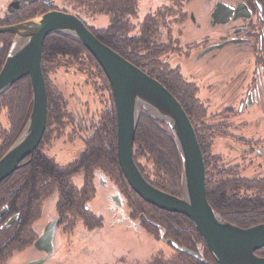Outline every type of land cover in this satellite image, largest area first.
I'll list each match as a JSON object with an SVG mask.
<instances>
[{
	"label": "flooded vegetation",
	"instance_id": "obj_1",
	"mask_svg": "<svg viewBox=\"0 0 264 264\" xmlns=\"http://www.w3.org/2000/svg\"><path fill=\"white\" fill-rule=\"evenodd\" d=\"M162 1L166 3L158 4L143 20L138 13V23L128 33L125 25L117 32L108 23L105 41L184 98L204 157L209 203L233 222L232 208L245 207L232 203L254 202L260 194L255 184L264 180L262 170L253 167L259 154H264L258 145L264 143V0ZM49 9L40 0H12L6 9L0 8V72L16 38V33L3 29ZM87 26L96 34L94 27ZM150 34V41L144 43ZM54 36L70 39V48L54 54L43 45L45 129L36 147L0 181V264L46 257L40 264H48L75 242L110 234L113 225L145 228L164 241L173 239L206 255L207 247L200 244L203 239L190 223L185 231H176L157 217L179 212L146 201L132 188L119 160L117 105L109 78L96 87L94 67H78L83 59L78 55L80 44L86 46L61 32L46 39ZM83 54L95 58L88 49ZM58 57L75 64L77 70L58 72L64 67L54 65ZM51 73L57 76L55 87ZM186 94L195 102L186 101L191 99ZM3 107L9 125L0 127V159L29 126L34 109L30 75L0 95V110ZM143 112H147L144 107L140 117ZM157 124L172 131L162 120ZM136 149L134 139V159L144 177L166 192L182 195L181 187L174 192L169 184L151 178L139 160L146 155ZM221 195L232 203L220 200Z\"/></svg>",
	"mask_w": 264,
	"mask_h": 264
},
{
	"label": "water",
	"instance_id": "obj_2",
	"mask_svg": "<svg viewBox=\"0 0 264 264\" xmlns=\"http://www.w3.org/2000/svg\"><path fill=\"white\" fill-rule=\"evenodd\" d=\"M3 30L16 33V38L0 72V95L18 79L30 75L34 109L27 129L0 159V181L17 168L19 161L42 137L47 121V88L41 65L43 45L49 34L66 33L79 38L101 64L112 84L117 105L119 160L132 188L160 208L187 215L217 264H264V256L256 253L264 247V222L249 227L236 225L209 203L205 162L197 133L181 102L163 83L101 41L84 20L72 12L49 9ZM143 107L172 130L181 157V196L150 183L135 162L134 139ZM165 241L212 264L202 253L199 255L173 239L165 238ZM46 259L48 257L25 264H40Z\"/></svg>",
	"mask_w": 264,
	"mask_h": 264
},
{
	"label": "trees",
	"instance_id": "obj_3",
	"mask_svg": "<svg viewBox=\"0 0 264 264\" xmlns=\"http://www.w3.org/2000/svg\"><path fill=\"white\" fill-rule=\"evenodd\" d=\"M139 1L140 0H63V8L67 11L70 10L81 18L82 15L95 17L98 14H107L109 16V26L114 28L117 27L115 31L118 32L119 27L125 25V32L128 33L131 30V27L134 25V23L131 22L130 18L138 16ZM41 3L43 4V7L45 9L49 7V5H47L46 3ZM106 31V28H102L99 30V33L96 32L95 34L104 43H106ZM148 37L151 38V34L146 35V37L144 38L146 42L144 43L150 41ZM69 40L70 39L62 36H54L51 38L48 37L44 45L47 44L46 49H48L50 52L52 51V53L54 54L65 53L70 48L68 44ZM85 49L87 50L86 47L80 44L78 52V55L80 57L81 55H84L83 53L85 52ZM91 58L99 68L98 70L102 74L105 73L104 69L97 61V59L93 58L92 56ZM175 96L177 97V95ZM186 96L191 97L190 100H186L187 98L185 97L186 101L193 103L195 102L192 95L186 94ZM179 98L181 100L184 99L182 97ZM179 98L178 100L180 101ZM180 102H182V105L185 109V102L183 100ZM194 112L195 109L193 110V113ZM143 113L144 114H142L140 117L135 136V145L137 147L136 150L140 155H149L154 160L157 166L156 171L158 173L157 178H159V181H166V183L169 184V188L173 187V190H178L182 184V165L180 153L178 151L174 135L172 131L169 132V130H164L162 126L157 124V122L160 120L159 118L155 117L149 111ZM195 115L199 117L198 113ZM195 131L197 132V129H195ZM255 185L257 191H259L260 194L256 195L255 201L251 202L250 204L232 203L224 198L225 195H221L219 197L220 200L225 201L226 203H232L233 205L238 207H245L242 210L237 209V207L232 208L233 214H231V216L234 219L233 222H235L239 226L249 227L264 222V180L260 182L257 181ZM223 191L224 193H226L225 190ZM147 212L149 214L152 213L156 216L153 211L147 210ZM157 217H159L160 220L167 222L169 226L173 227L176 231L181 230L182 227H188V223H190V226H192L195 233L199 236L200 240L202 239L200 233L196 231L192 222L186 215L182 213L169 212V214L167 215L159 213L157 214ZM175 250L177 251L176 255L166 258L161 254H157L153 256L147 264H210L204 260L190 255L189 253L180 251L178 249ZM257 254L264 256V248L259 249L257 251ZM205 257L212 263L217 264L214 257L210 255L209 252L206 251Z\"/></svg>",
	"mask_w": 264,
	"mask_h": 264
},
{
	"label": "rangeland",
	"instance_id": "obj_4",
	"mask_svg": "<svg viewBox=\"0 0 264 264\" xmlns=\"http://www.w3.org/2000/svg\"><path fill=\"white\" fill-rule=\"evenodd\" d=\"M11 1L12 0H0V8L6 9L8 7L9 2H11ZM162 3H166V2H163L162 0H155V1L154 0L153 1L152 0H140L139 1V11H138L139 16H138V18L140 20L141 19L143 20V18H145V16H147V14L150 11H154L155 9L158 8V6H159L158 4H162ZM46 4L49 5L48 9L52 8V9L67 11V10H64V8H63V0H52L51 3L46 2ZM67 12H71V11L68 10ZM82 18H83L84 22L87 23L90 27H94L96 29V32L102 28L107 27V25L109 23V16L107 14H98L95 17H88V16L82 15ZM130 20H131V22L134 23V25L138 23L136 17H131ZM81 57L83 59H81L79 61L80 64L78 63V67L81 70H83L84 67H89L91 69L93 66L94 67L96 87L99 85L98 83L103 84L105 81L104 78L105 77L107 78L106 74L105 73L102 74L98 70L99 68L96 66L95 62H93L91 59H89L88 56H86V55L82 56L81 55ZM58 58H59L57 60L58 62L56 60L53 61L54 65H59L60 63L64 64V67L62 69H60V71H58V72H64V71L65 72L66 71L71 72V71L77 70L76 68H74L75 64H71V63L69 64L68 63L69 61L67 59L63 62L60 60L61 59L60 57H58ZM66 66L67 67L69 66L70 69H67ZM50 76L53 79L51 81L55 87L56 83L58 82L57 76H55L52 73L50 74ZM59 82H61V81H59ZM101 88H104V86H102ZM7 113L8 112H7V109L5 107L1 108V110H0V127H7L9 125V119H8L9 117H8ZM1 142L2 141L0 139V144H1ZM258 145L262 146V149L264 150V143H260ZM259 155L261 156V158L256 157L257 159L254 161L253 167H255V170H259V172H260V170H262L260 173H261V175L264 176V154L263 155L259 154ZM139 160L142 163V165L145 167V171L147 172V174L151 178H152V176L157 177V174H158L156 171L157 166H156L154 160L149 155L146 157H141ZM260 162H261V165H260ZM260 166H261V168H260ZM161 182L166 183V181H161ZM181 190H182V184H181ZM173 191L177 192V189H175ZM244 194H245L244 192H240L241 196ZM178 196H181V195H178ZM189 220L191 221L190 218H189ZM124 224L126 225L127 223L124 222ZM192 224L194 225L193 222H192ZM236 225H238V224H236ZM194 227H195V225H194ZM130 228L131 227L125 229L123 227H120V229H118L117 227H115V225H113L112 231L110 232V234L101 235L100 236L101 238L98 237V234H97L95 236L94 240H91L92 238H89V239L83 240L79 243L75 242L73 244V246L71 245L68 247V249H69L68 251L67 250L59 251L61 256H59L57 259H55V258L52 259L50 261V263H48V264H147L152 259V257L157 255V254H161L166 258H169V257L176 255L177 251L175 250V248L171 244H169L168 242L161 239L160 236H157L156 234L149 232L145 228L142 230H140V229L139 230L138 229L133 230ZM183 228L184 227H182V229ZM195 229L197 232H199L196 227H195ZM98 232H100V231L98 230L97 233ZM161 235H163V233ZM178 236L183 237L184 235L178 234ZM203 243H204V241H202L200 244H203ZM179 245L190 248V247L184 245L183 243H180ZM204 245H205V243H204ZM262 248H264V247H262ZM190 249L194 251V249H192V248H190ZM206 249H207L206 251L209 252L210 255H212L211 252L209 251L208 247ZM258 250H256V253ZM180 251H182V250H180ZM186 253H188V252H186ZM196 253L199 255L201 254L199 252H196ZM202 254L204 255V257L206 256L204 253H202ZM192 256H194V255H192ZM194 257H196V256H194ZM26 258H29V256ZM196 258H198V257H196ZM212 264H214V263H212Z\"/></svg>",
	"mask_w": 264,
	"mask_h": 264
},
{
	"label": "bare ground",
	"instance_id": "obj_5",
	"mask_svg": "<svg viewBox=\"0 0 264 264\" xmlns=\"http://www.w3.org/2000/svg\"><path fill=\"white\" fill-rule=\"evenodd\" d=\"M41 2H44L45 3V1H43V0H40ZM81 18V17H80ZM131 62V61H130ZM134 64V63H133Z\"/></svg>",
	"mask_w": 264,
	"mask_h": 264
}]
</instances>
